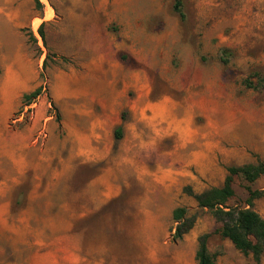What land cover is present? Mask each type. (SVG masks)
Segmentation results:
<instances>
[{
  "label": "rangeland",
  "instance_id": "obj_1",
  "mask_svg": "<svg viewBox=\"0 0 264 264\" xmlns=\"http://www.w3.org/2000/svg\"><path fill=\"white\" fill-rule=\"evenodd\" d=\"M180 1L0 0V264H254L187 192L264 162V0Z\"/></svg>",
  "mask_w": 264,
  "mask_h": 264
},
{
  "label": "trees",
  "instance_id": "obj_2",
  "mask_svg": "<svg viewBox=\"0 0 264 264\" xmlns=\"http://www.w3.org/2000/svg\"><path fill=\"white\" fill-rule=\"evenodd\" d=\"M174 12L181 20L185 19L180 0H174ZM40 33H42L40 31ZM41 93V88L24 94L22 102L29 105ZM120 128L116 135H119ZM240 177L247 184H253L264 178V162L231 166L227 169V176L221 187L211 188L200 194L188 190V194L195 200L198 209L207 210L213 218L221 224L218 234L231 242L234 248L244 256H251L254 264H261L264 255V219L253 210V201L261 196L259 191L247 187V207H229L228 202L235 196L234 181ZM177 223L174 239L181 240L194 226L196 215H190L186 208H177L172 213ZM209 234H203L198 240L195 254L197 264H214L215 257L208 251Z\"/></svg>",
  "mask_w": 264,
  "mask_h": 264
},
{
  "label": "bare ground",
  "instance_id": "obj_3",
  "mask_svg": "<svg viewBox=\"0 0 264 264\" xmlns=\"http://www.w3.org/2000/svg\"><path fill=\"white\" fill-rule=\"evenodd\" d=\"M52 11L50 10V13H51ZM50 15V14H49Z\"/></svg>",
  "mask_w": 264,
  "mask_h": 264
}]
</instances>
